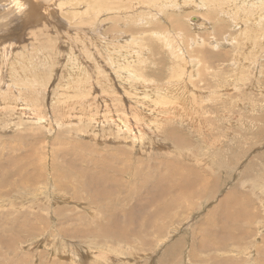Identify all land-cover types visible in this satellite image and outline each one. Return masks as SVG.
Here are the masks:
<instances>
[{"label": "rangeland", "instance_id": "1", "mask_svg": "<svg viewBox=\"0 0 264 264\" xmlns=\"http://www.w3.org/2000/svg\"><path fill=\"white\" fill-rule=\"evenodd\" d=\"M38 1L39 6L43 7L44 0ZM222 1L224 2L221 3V0H53L55 8L52 7V11L54 12L51 11L52 8L47 14L41 13L40 9L32 12L30 7L25 16L19 17L22 18L20 23V19L16 20V30L11 27L14 31H9L11 34L9 44L7 47L0 46V64L4 63L2 60L6 62L3 76L0 78V87L2 86L0 92L4 94L5 100H0V107L6 102L12 109L14 105L17 110L18 107L20 109L21 106L23 107L34 99V104L38 103L46 107L53 119V126L46 130H36L25 124L20 125L18 116H23V112H17L14 109V112L9 111V107H3L7 110L0 112V161L5 163V166L0 165V264H217L220 263L218 261H221L220 264L222 261H224L223 264H264V18L261 19L262 25L261 22L257 23L256 28L253 24V17L248 19L247 15H242L243 13L254 15L258 12L262 14L264 7L257 5L258 0H227L234 6L226 0ZM246 2L252 3L253 7L244 5L246 9H242V5ZM252 9L254 11H251ZM21 22L24 25H21ZM244 29L251 30L253 36L252 33L244 32ZM248 34L251 35L250 38ZM254 35L263 36L258 41L262 43H257V47L254 42L257 39L253 41ZM123 41L131 45L134 43L140 48L139 53L141 54H136L135 61L131 62L130 67L144 74L143 76L152 82L151 86L169 85L175 72L182 73L185 70L186 74L179 75V77L186 76L184 77L185 85L189 84L188 87L193 88L192 90L197 93L203 92L202 98L195 96L194 101L189 99L191 96H185L184 101L187 100L188 105L184 106L187 109L193 107V113L182 117L185 122H169L165 125L167 127L165 131L177 130L180 133L184 151L188 156H192L182 159L178 150L169 149L170 143L161 140L159 133L151 135L149 131V142L145 143L135 155L148 161L144 163L147 168H143V171L146 175L153 177L158 176L159 172L160 176V165H163L165 159H171L175 164H180V167L185 166V170L179 171L181 175L182 173L184 175H180L181 179L177 176H170L168 182L165 181L162 185L164 190L162 195L180 192L183 188L182 192L186 190L188 192L193 190L194 186L202 185L203 187H198L203 189L215 187L213 191L215 198L205 200L199 197V199H193L188 206H181L183 210L181 207L173 210L176 217L172 218L171 222L167 220L166 225L163 224L166 228L161 234L162 237H158L157 231L153 228L155 224L161 225L165 219L145 222L149 223L147 227L149 230L141 233L143 237L139 239L138 235L133 232L134 224L128 228L131 235L129 237L123 229L119 232L114 227L112 232L122 236L120 242L124 241L116 245L100 237L99 232L101 231H97L105 221L106 224H110L100 213V201L102 200H98V204L92 203L93 200H88L87 193L81 190L79 183L90 179L92 183L95 182L93 188L96 187L98 190L102 186L105 187L107 184L101 183V180L103 178L105 180L107 176L109 180L115 177L110 167L115 169L117 161L114 166L108 161L101 166L99 162L97 163L99 165H96L99 168L95 166L92 171L90 166L96 160L88 166L82 161L81 167L85 171L82 170L81 175L76 174L78 172L76 169L79 170V168L71 163L78 162L77 159H82L83 156L93 160L95 156L97 159L99 157L97 152L107 154L112 152V158L114 155L116 159L118 156L124 159L122 156L127 155L130 148L123 142L113 144L116 140L112 137L108 139L111 143H105V138L102 137L101 144L98 145L93 141L91 132L85 133L80 130L83 125L86 128V121L81 118L78 122L72 120L68 125L59 127L56 122L61 119L63 113L54 108H58L67 100L68 97L64 94H83L85 97L90 95L91 99L88 98L86 102L83 98L84 106L88 108L98 106L99 110H103L104 106L111 103L112 97L108 93H112V90L123 94L122 90L127 81L116 77L113 71L115 69L110 68L108 62L109 55L115 56L111 44ZM174 43L176 44L173 45ZM120 45L121 47L127 46ZM188 52L191 53L190 56ZM205 52L209 54L214 52L215 56L202 63L201 55ZM197 54H199L198 57ZM239 56L244 59H240ZM215 57L218 58L215 59ZM75 64L78 66L83 64L85 68H88L86 69L88 70L87 79L93 87V90L89 89V93L78 87L83 80L79 78L82 73L76 70ZM140 65H144L143 68ZM193 75L196 76L194 80H198L196 82L198 88L189 83L193 81ZM199 76H203L206 83H199L201 80ZM223 79H226V82L222 81ZM209 85L213 86L211 88L214 91L209 89ZM217 85L219 89L216 88ZM227 89L232 90L228 92ZM11 90L22 97L19 103H16L15 92L10 93ZM156 101V98L150 101L149 110L162 106H158ZM135 105L128 100L125 103V106L129 107ZM52 106H54L53 109ZM17 113L18 116H16ZM26 114L30 115V112L27 111ZM99 115H102V112H99ZM130 119L133 120L135 128H138L136 117H130ZM160 122L163 125L167 121ZM8 124L13 125L8 127ZM92 125L94 126V123ZM196 126H199L198 130ZM94 147L99 148L97 150L93 149ZM92 152L95 153L92 154ZM50 154H53V157ZM21 155L24 157L22 161L20 160ZM53 161H56L59 166L54 167ZM64 162L68 166L69 163L74 166L73 169L76 172L64 165ZM32 163L34 165L31 166ZM139 165L143 164L139 163ZM196 171L199 173L195 174ZM129 172L131 170L128 167L126 174ZM59 174H63L62 181L68 184L69 188L62 189V186L59 188L56 185L58 183L56 175ZM40 176L42 178L39 180ZM133 176L147 181L141 173L134 172ZM117 179L115 177V180ZM127 181L131 180L127 179ZM177 181L182 186L176 185ZM116 182L105 187L108 192L111 190V192L114 190L113 193L117 192L114 200L107 197L102 202H105L108 209L113 211V213L109 211L111 217L116 210L118 218L120 217L119 222L129 223L132 219H126V215L132 214L129 211L130 207L138 206L135 203L137 200L135 192L137 191L131 193H129L131 190L121 191L119 188L122 187L119 184L116 187ZM139 184L138 187H141ZM207 184L210 186L208 187ZM167 187L171 189V192ZM175 187L179 191H175ZM192 192L194 191L187 196L190 199L193 198ZM224 200L227 201L224 202ZM222 201L225 207H222L220 203ZM224 208L225 211H220ZM210 210H217L218 214ZM227 210L231 212V214L228 213V217L221 214ZM239 212L241 216L237 219ZM138 213L140 214L138 211L133 213V219L136 218L137 223L142 222L138 219ZM215 215L217 219H212ZM233 219L236 220L235 224L230 222ZM209 220L211 222L214 220L216 223L207 224V221L210 223ZM228 225L229 234L225 237V244L219 246L214 243L213 236L218 240L222 239L223 237H218V233ZM208 232H210V237ZM177 241L183 244L176 246V251L170 254L171 257L168 260L165 254L170 247L177 244ZM201 243H205L206 246L200 247ZM118 247L123 250L121 253L118 252ZM178 248L181 249L178 250ZM190 248L193 251L191 257L189 256ZM213 260L215 263L210 262Z\"/></svg>", "mask_w": 264, "mask_h": 264}, {"label": "bare ground", "instance_id": "2", "mask_svg": "<svg viewBox=\"0 0 264 264\" xmlns=\"http://www.w3.org/2000/svg\"><path fill=\"white\" fill-rule=\"evenodd\" d=\"M57 1V0H56ZM147 1V0H146ZM220 1V0H219ZM227 1V0H226ZM225 1V2H226ZM229 1V0H228ZM227 1V2H228ZM252 1V0H251ZM257 1V0H256ZM53 2V0H47V2L46 3H44V5H43V7L42 6H39L40 5V3H39V1L38 0H26V3H28V5H29V8H28V11L30 10V7H31V11L32 12H36L38 9H40L41 10V13L42 12H45L46 14L47 13H49L50 11V9L54 6V3H52ZM188 2V1H187ZM194 2H196V1H194ZM211 2V1H210ZM224 1H222L221 0V3H223ZM258 2L259 3H257V5L258 6H263L264 7V0H258ZM42 3V4H43ZM148 3V2H147ZM185 3V2H184ZM229 3V2H228ZM228 3H226V4H228ZM254 3H256V2H254ZM41 4V5H42ZM204 4V3H203ZM229 4H231V3H229ZM188 5V4H187ZM232 5V4H231ZM244 5H247V6H251V7H253L252 6V3H248V2H246V3H244L243 5H242V9H246L245 8V6ZM256 5V4H255ZM226 6V5H225ZM232 6H234V5H232ZM231 6V7H232ZM231 7H229V8H231ZM256 7V6H255ZM53 8H55V7H53ZM53 8L51 9V11L53 10ZM188 8V7H187ZM223 8V7H222ZM228 8V7H227ZM257 9H260L259 7H256ZM255 8V9H256ZM182 9V8H181ZM232 9H234V8H232ZM76 10V9H75ZM241 10V9H240ZM261 10V9H260ZM28 11H27V13H28ZM49 11V12H48ZM55 11H57V10H55ZM246 11V10H245ZM249 11V10H248ZM251 11H254L253 9L251 10ZM250 11V12H251ZM257 11V10H256ZM259 11V10H258ZM263 11V10H262ZM52 12H54V11H52ZM181 12V11H180ZM200 12V11H199ZM26 13V14H27ZM38 13H39V11H38ZM247 13H249V12H247ZM256 13V12H255ZM25 14V15H26ZM44 14V13H43ZM230 14V13H229ZM242 14V13H241ZM251 13H249V14H246V13H243L242 15L243 16H245V15H247L246 16V18H248V19H251V17H253V20H254V25H251V26H254V27H258V25H257V23H260L261 22V19H263L264 18V12L261 14V12H258V13H256V14H254V15H250ZM45 15V14H44ZM49 15V14H48ZM226 15V14H225ZM42 16V15H41ZM41 16H40V19H41ZM215 16H217V15H215ZM240 16V15H239ZM230 17V16H229ZM20 19V20H19ZM22 18H15L13 21H12V27H14V29L16 30V28H17V23H16V20H19V23H20V21H22L21 20ZM185 19V18H184ZM241 19V18H240ZM245 19V18H244ZM248 21H250V20H248ZM245 22H247V21H245ZM245 22H244V24H245ZM252 22V21H251ZM23 23H25V22H23ZM69 23V22H68ZM169 23V22H168ZM191 23V22H190ZM207 23V22H206ZM217 23V22H216ZM250 23V22H249ZM248 23V24H249ZM208 24V23H207ZM210 24V23H209ZM21 25H24V24H22V22H21ZM261 25H262V22H261ZM34 26V25H33ZM246 26V25H245ZM204 27V26H203ZM213 27V26H212ZM236 27V26H235ZM68 28H70V27H68ZM178 28H180V27H178ZM214 28V27H213ZM212 28V29H213ZM45 29V28H44ZM182 30H183V28H181ZM201 29V28H200ZM208 29H209V27H208ZM10 30H13V29H9L6 33H3V34H0V46H2V45H5L4 47H7V45L9 44V42H10V33H9V31ZM67 30V29H66ZM215 30V29H214ZM214 30H213V32H214ZM253 30V29H252ZM14 31V30H13ZM73 31V30H72ZM75 31V30H74ZM164 31V30H163ZM244 32H248V33H252V36H253V32L251 31V30H247V29H244L243 30ZM254 31V30H253ZM34 32V31H33ZM79 32V31H78ZM257 32V31H256ZM14 33V32H13ZM17 33V32H16ZM18 33H19V30H18ZM149 33V32H148ZM254 33H255V31H254ZM259 33V32H258ZM260 33H261V30H260ZM259 33V34H260ZM210 34V33H209ZM262 34V33H261ZM139 35V34H138ZM216 35H217V33H216ZM9 36V37H8ZM16 36H18V35H16ZM20 36V35H19ZM212 36H214V35H212ZM248 36H249V34H248ZM251 36V35H250ZM250 36H249V38H250ZM84 37V36H83ZM165 37V36H164ZM186 37V36H185ZM200 37V36H199ZM208 37V36H207ZM211 36H209V38H210ZM16 38V37H15ZM90 38V37H89ZM200 38H202V37H200ZM208 38V39H209ZM262 39L263 38V36H258V35H254V37H253V41L255 40V39H257L256 41H254L255 43H256V45H255V47H257V43H260V42H258L259 41V39ZM63 39V38H62ZM68 39V38H67ZM177 39H179V38H177ZM176 40V39H175ZM180 40V39H179ZM249 40V39H248ZM168 41V40H167ZM174 41V40H173ZM190 41V40H189ZM188 41V42H189ZM210 41V40H209ZM250 41V40H249ZM174 42H176V41H174ZM182 42V41H181ZM205 42V41H204ZM14 43V42H13ZM158 43V42H157ZM180 43V42H179ZM262 43V42H261ZM260 43V44H261ZM87 44V43H86ZM120 44H125V45H127L126 47H121V45ZM176 43H174L173 45H175ZM250 43H248V45H249ZM259 44V45H260ZM189 45V44H188ZM186 46V45H185ZM3 47V46H2ZM25 47V46H24ZM172 47H174V46H172ZM178 47V46H177ZM252 47V46H251ZM78 48V47H77ZM104 48V47H103ZM111 48H113V53L115 54V56H111V55H109V57H108V62H109V65H110V68L112 67L113 69H115V70H113L115 73H116V77H119L120 79H122V80H125V81H127V84H126V86H125V88H124V90H122L123 91V94L122 93H119V92H117V91H115V90H112V93H108L109 94V96H111L112 97V100H111V103L110 104H107L106 106H104V108H103V110H99V108H98V106H94L93 108H88V107H86V106H84V104L85 103H83V98H85V100H84V102H86V100L88 99V98H90V95L89 96H87V97H85L83 94L82 95H68V94H64L65 95V97L67 96L68 98H66L67 100H69V101H65V102H63V104L60 106L59 105V107L58 108H54L55 110L57 109V110H59V112H61V113H63V116H61V119L59 120V121H57L56 123L58 124V126L59 127H63V126H66V125H68V123H71V121L72 120H76L77 122H78V120L81 118L82 120L84 119V121H86L85 123H86V128H85V126L83 125L82 126V124H81V126L82 127H80V130H82L83 132H85V133H88V132H91V135H92V138H93V141L94 142H97L98 143V145H99V143L101 144V138L102 137H104L105 138V143H107V142H110L111 143V141L109 140L108 141V139H110L111 137L112 138H114L115 140V142L113 143V144H116L117 142L118 143H121V142H123V143H125V144H128V145H126L127 147L129 146V148H130V152L129 153H127V155L125 154L124 156H122L124 159H120L119 158V156L117 157V159L116 158H114V157H116V156H114L113 155V158L111 157V153L112 152H110V153H106V152H104V153H102V152H97L98 154V158L97 159H95V156H94V160L93 159H88V158H85L83 155V157H81L82 159H77L78 160V162H76V163H74V162H72L71 164L72 165H75V166H77L78 168H79V170H77L76 169V171H78V172H76V171H74L75 169H73L74 168V166H72V165H70V163H69V166L68 165H66V163L64 164V165H66L67 167H70V169L72 168V170L74 171V172H76V174H80L81 175V172H82V170L84 169V168H82L81 167V164L83 165V162H85V164L88 166V165H91V164H93L94 162H95V160H96V162L92 165V166H90L91 167V171H92V168H94L96 165H99V164H97V163H99L100 162V164H101V166L102 165H105V163L108 161L110 164H112L113 166L115 165V163H116V161H117V166L115 167V169L114 168H112V167H110V171L111 172H113V174H114V176L116 177V179L117 180H119V181H117V180H115V177H111V180H109L107 177L105 178V180H104V178H103V176H99L100 178L102 177L103 178V180H101V183H104V184H113L114 183V181L116 182V187L118 186L117 184H119L122 188H119V190H121V191H129V190H131L129 193H131L132 191H137V193L135 192V195H136V197H135V199H137L136 201H135V203H137L138 204V206H132V207H130V209H129V211L130 212H132V214L130 213V214H128V215H126V219H132L129 223H124V224H121L120 222H119V219H120V217L118 218V215H117V211L116 210H114L115 212H114V214H113V217H111V215H110V212L112 211H110V209H108V207H107V204H105V202H102V201H105L106 199H107V197L109 198V199H111V200H114V196H116L115 195V193H117V192H115V193H113L114 192V190H113V192H111V191H106L105 190V187L107 186H102L100 189H98L97 190V188L95 189V188H93V184L95 183H92V180H85V181H80V183L79 184H81L80 185V188H81V190H84L86 193H87V198H88V200H93L92 201V203L94 202V203H96V204H98L97 202H98V200H102V201H100V203H101V215L105 218V219H107L109 222H110V224H106L105 222L102 224V225H100L99 226V228L100 229H98L97 231H101V232H103V234L101 233V232H99V236L100 237H104L105 239H107L109 242H111L112 244H122V242H124V241H122V242H120V239L122 238V236L121 235H118V234H115V233H113L112 232V229L115 227V230L116 229H118L119 230V232L123 229L124 230V232H126L127 234H128V237L129 236H131L130 235V233H129V230H128V228L131 226V225H135V228L133 229V232L134 233H136L137 235H138V239L139 238H141V237H143V235L141 234V233H144V232H148V226H149V223H145V222H149V221H156V219H165V221H163L162 222V224L161 225H154L155 227L153 228V230L154 231H157V234L159 235L158 237H162V233L163 232H165V228L166 227H164L163 226V224L164 225H166V221L167 220H169V222H171V221H173V219L172 218H175L176 217V215H175V213H173L172 211L173 210H176L177 208H179V207H181V206H183V205H186V206H188V204L190 203V202H192V200L193 199H199V197L200 198H202V199H205L206 200V198H212V199H214L215 198V196H214V189H215V187L213 188L212 186V188H210V189H206V188H199V187H203L202 185L201 186H194V188H193V190H189L188 192H187V190L186 191H184V192H182V190L184 189H181V191L180 192H182L181 194H179L178 195V193H180V192H174L173 194H169V195H166V193L164 194V195H162V192L164 191L163 190V187H162V185H163V183L165 182V181H167L168 182V180H169V178H170V176H177V178L179 177L180 179H181V176L182 175H184L183 173H182V175L180 174V172L179 171H181V170H185V166L184 167H180L179 165L180 164H175V162H173L171 159H165L164 161H163V165H160V172H161V175L159 176V172H158V176H156V177H153L152 175H146V172H144L143 171V168H147V165L146 164H144L145 162H148V161H145L143 158H141L140 156H138V157H136L135 155H137L138 154V152H139V150H141L144 146L143 145H145V143H148L149 142V140H150V138H149V134H150V132H151V135H153V134H157V133H159L160 134V138H161V140L162 141H166V142H169L170 143V145H171V147H169V149H174L175 151H177L178 150V152H179V155L181 156V158L183 159L184 157H185V159L187 158V157H189V156H192V155H187L186 154V152L184 151V143L182 142V140H180L181 139V135H180V133L177 131V130H167V131H165V128H167L165 125H168L169 124V122L170 123H172V122H176V121H180V122H185L184 121V119L182 118V117H184V116H189V114L192 112L193 113V107H189L188 109L186 108V106H184V105H188V103L186 104V101H184L185 100V96H191V98H189V99H191L192 101H194V98H195V96H198L199 98L201 97L202 98V96H201V94L203 93V92H201V93H197L196 91H194V90H192L193 88H190V87H188V85L186 86L185 85V80H184V77H186V76H183V77H179V75L180 74H186V71L184 70L182 73H180V72H175V74L173 75V79L172 80H170V82H169V85L167 84H165L166 86H157V85H154V86H151L150 85V83H152V82H150L147 78H145L139 71H137V70H135V69H133V68H131L130 67V64H131V62L132 61H135L134 60V57L136 56V54H141V52L139 53V49L140 48H138V47H136L135 45H134V43H133V45H131V43L130 44H128V43H125L124 41L123 42H116V43H113V44H111ZM191 48V47H190ZM221 48V47H220ZM237 48V47H236ZM2 49H4V48H2ZM1 49V50H2ZM193 49V48H192ZM197 49H200V48H197ZM253 49H254V47H253ZM252 49V50H253ZM188 50V49H187ZM200 50H202V49H200ZM32 51V50H31ZM204 51H206V50H204ZM108 52V51H107ZM193 52H196V51H193ZM224 52V51H223ZM26 53V52H25ZM196 53H198V52H196ZM200 53V52H199ZM208 53V52H207ZM206 52L205 53H203V55H201L202 56V58H201V62L203 63L204 62V60H211V58L213 57V56H215L213 53V55L212 54H207ZM238 53V52H237ZM16 54V53H15ZM189 56H190V54H189V52L187 53ZM216 54V53H215ZM239 54V53H238ZM245 54V53H244ZM41 55V54H40ZM59 55V54H58ZM195 56H196V54H194ZM194 55H193V57H194ZM198 55L199 54H197V57H198ZM220 55V54H219ZM243 55V54H242ZM97 56V55H96ZM200 56V57H201ZM217 56V55H216ZM47 57V56H46ZM107 57V56H106ZM180 57V56H179ZM196 57V58H197ZM220 57V56H219ZM226 57H228V55L226 56ZM80 58V57H79ZM187 58V57H186ZM216 58H218V57H215V59ZM221 58V57H220ZM239 58H240V56H239ZM239 58H238V60H239ZM243 58V57H242ZM242 58H240V59H242ZM244 59V58H243ZM2 60V59H1ZM25 60H26V58H25ZM218 60V59H217ZM220 60V59H219ZM55 61V60H54ZM77 61V60H76ZM79 59H78V63H79ZM157 61V60H156ZM232 61V60H231ZM234 61H236V60H234ZM2 62H4L3 64H0V78L3 76V68L5 67V61L4 60H2ZM44 62V61H43ZM102 62V61H101ZM199 62V61H198ZM215 62V61H214ZM213 62V63H214ZM48 63V62H47ZM76 63V62H75ZM156 63V62H155ZM236 63H237V61H236ZM80 64H81V62H80ZM136 64V63H135ZM185 64V63H184ZM199 64V63H198ZM212 64V63H211ZM210 64V65H211ZM223 64H225L224 62H223ZM3 65V66H2ZM175 65V64H174ZM230 65V64H229ZM228 65V66H229ZM246 65V64H245ZM248 65V64H247ZM141 66V65H140ZM142 66H144V65H142ZM141 66V67H142ZM201 67H203L202 65H200ZM207 66H208V64H207ZM86 67H88V66H86ZM105 67V66H104ZM176 67V66H175ZM205 67V66H204ZM237 67V66H236ZM240 67H242L243 68V66H240ZM246 68H247V66H245ZM75 68H76V70L78 71H81V76L79 77V78H81L82 80H83V83L81 84V83H79L80 85L78 86L80 89H83V91L84 92H88L89 93V89L90 90H93V87H92V85L91 84H89L90 82H89V80L87 79V71H86V69H88V68H85L84 67V65L82 64V66H78L77 64H75ZM143 68V67H142ZM213 67H211V69H212ZM8 69H10V68H8ZM216 69V68H215ZM225 69V68H224ZM237 69V68H236ZM222 70V69H221ZM9 71V70H8ZM14 71V70H13ZM109 71V70H108ZM203 71V70H202ZM223 71V70H222ZM204 72V71H203ZM227 73H229V72H227ZM2 74V75H1ZM63 74V73H62ZM171 74H173V73H171ZM200 74L202 75V73L200 72ZM207 74V73H206ZM231 74V73H230ZM229 74V75H230ZM15 75V74H14ZM35 75V74H34ZM55 75V74H54ZM112 75V74H111ZM197 75V74H196ZM226 75H228V74H226ZM232 75V74H231ZM230 75V76H231ZM264 75V74H263ZM6 76V75H5ZM4 76V77H5ZM60 76V75H59ZM94 76V75H93ZM124 76V77H123ZM188 76H191V74H188ZM206 76V75H205ZM218 76V75H217ZM223 76V75H222ZM233 76V75H232ZM95 77V76H94ZM195 75H193L192 76V79H193V81L191 80V81H189V83L191 84V85H194V87H196V88H198L199 86H197L196 85V82L198 81L197 79V81H195L194 79H195ZM200 77V76H199ZM198 77V78H199ZM228 77V76H227ZM19 78V77H18ZM216 78V77H215ZM220 78V77H219ZM225 78V77H224ZM230 78V77H229ZM236 78V77H235ZM234 78V79H235ZM52 79H53V77H52ZM56 79V78H55ZM64 79V78H63ZM94 79H96V78H94ZM113 79V78H112ZM115 79V78H114ZM199 79H201L200 80V82L199 83H201V82H205L206 80L204 79V77L202 76V77H200ZM3 80V79H2ZM10 80V79H9ZM93 80V79H92ZM169 80V79H168ZM12 81V80H11ZM102 81V80H101ZM117 81V79L115 80V82ZM221 81V80H220ZM222 81H225L226 82V79H223ZM230 81H231V79H230ZM3 82V81H2ZM6 82V81H5ZM4 82V83H5ZM8 82V81H7ZM13 82V81H12ZM217 82V81H216ZM219 82V81H218ZM234 82V81H233ZM15 83V82H14ZM25 83V82H24ZM120 83V82H119ZM118 83V84H119ZM206 83V82H205ZM222 83V82H221ZM231 83V82H230ZM3 84V83H2ZM9 84V83H8ZM84 84V85H83ZM209 84V83H208ZM215 84V83H214ZM218 84H220V83H218ZM245 84H246V82H245ZM258 84V83H257ZM10 85V84H9ZM26 85V84H25ZM37 85V84H36ZM94 85V84H93ZM108 85V84H107ZM112 85V84H111ZM205 85V84H204ZM260 85V84H259ZM4 86V85H3ZM72 86H74V85H72ZM114 86V85H113ZM210 86V90L212 89L211 88V86L212 85H209ZM222 86V85H221ZM239 85H237V87H238ZM245 86V85H244ZM2 87V86H1ZM0 87V88H1ZM12 87H15V86H12ZM19 87V86H18ZM26 87V86H25ZM74 87H76V86H74ZM213 87V86H212ZM249 87H251V86H249ZM258 87V86H257ZM29 88V87H28ZM96 87H94V89H95ZM115 88V87H114ZM216 88H218V85L216 86ZM254 88H255V86H254ZM261 88H262V85H261ZM17 89V88H16ZM38 89V88H37ZM205 89V88H204ZM215 89V88H214ZM219 89V88H218ZM220 89H222V88H220ZM225 89V88H224ZM33 90V89H32ZM223 90V89H222ZM228 90V89H227ZM230 90V89H229ZM229 90H228V92H229ZM232 90V89H231ZM231 90H230V92H231ZM255 90V89H254ZM14 91V90H13ZM13 91L11 90V92L10 93H13ZM20 91V90H19ZM200 91V90H199ZM211 91H214L213 89L211 90ZM225 92H226V90H224ZM259 91V90H258ZM15 92V91H14ZM25 92V91H24ZM27 92V91H26ZM6 93V92H5ZM210 93V92H209ZM224 93V92H223ZM227 93V92H226ZM225 93V94H226ZM8 94V93H7ZM21 94V93H20ZM100 94V93H99ZM228 94V93H227ZM14 95H15V100H16V103H19V101H20V98H22V97H20V95H19V93L18 94H16V92L14 93ZM6 96V95H5ZM92 96V95H91ZM100 96V95H99ZM219 96V95H218ZM217 96V97H218ZM61 97V96H60ZM93 97V96H92ZM223 97V96H222ZM225 97V96H224ZM264 97V96H263ZM123 98H126V100H123ZM153 98H156V102H157V104H158V106H160V105H162V106H160V107H157L155 110H149L148 109V104L150 103V101L153 99ZM212 98V97H211ZM227 98V97H226ZM231 98V97H230ZM10 99V98H9ZM63 99H64V97H63ZM91 99V98H90ZM99 99V98H98ZM188 99V98H187ZM197 99V98H196ZM213 99V98H212ZM221 99V98H220ZM225 99V98H224ZM0 100L1 101H4L5 99H4V94L3 93H1L0 92ZM130 101L132 104H136L135 106H133V107H129V106H125V103H126V101ZM203 100V99H202ZM226 100V99H225ZM228 100V99H227ZM226 100V101H227ZM27 101V100H26ZM63 101V100H62ZM62 101H59V102H62ZM97 101V100H96ZM214 101V100H213ZM212 101V102H213ZM222 101V103H223V100H221ZM230 101V100H229ZM99 102V101H98ZM97 102V103H98ZM205 102H206V96H205V98H204V100H203V106H204V104H205ZM247 102V101H246ZM23 103V102H22ZM194 103V102H193ZM217 103V102H216ZM215 103V104H216ZM222 103H221V106L222 107H224L223 105H222ZM226 103V102H225ZM26 104V103H25ZM197 104V103H196ZM207 104V103H206ZM37 105V106H36ZM127 105V104H126ZM164 105V106H163ZM213 105H214V103H213ZM243 105H244V102H243ZM249 105V104H248ZM262 105V104H261ZM0 106H1V104H0ZM13 106V109L14 110H16L15 108H14V105H12ZM132 106V105H131ZM200 108H204L203 106H200V105H198ZM216 106V105H215ZM3 107H9V111H13V109H12V107L9 105V103H6V102H4L3 103V105H2V107H0V112H2V111H5V110H7V109H4ZM53 107L54 106H52L51 108L53 109ZM214 107V106H213ZM226 107V106H225ZM228 107V106H227ZM197 108V107H196ZM212 108V107H211ZM210 108V109H211ZM141 109V110H140ZM194 109H195V106H194ZM198 110V109H197ZM226 110H227V108H226ZM17 112H23V116H18V113H17V115L16 116H18L19 117V121H20V125H27L28 127H33V128H36V130L38 129H40V130H46L47 128H49L50 129V127H52L53 126V119H52V117L50 116V114L47 112V109H46V107H44V105H43V107H42V105H40V104H38V103H36V104H34V99H32V101L30 102V103H27L26 105H23V107L21 106L20 107V109H19V107H18V109L16 110ZM27 111H29L30 112V115L29 114H26L27 113ZM33 111V113L31 114V112ZM208 111V110H207ZM206 111V112H207ZM14 112V111H13ZM99 112H102V115H99ZM195 112V111H194ZM225 112V111H224ZM193 115V114H192ZM12 116H14L13 115V113H12ZM197 116V115H196ZM227 117H228V115H226ZM25 117V118H24ZM65 119H64V118ZM130 117H136V121H137V126H138V128L136 127L135 128V126L133 125L134 124V122H133V120H131L130 119ZM198 117V116H197ZM14 118V117H13ZM87 118H90V119H87ZM200 118H202V117H200ZM14 120V119H13ZM15 121V120H14ZM160 121H167V122H164V124L163 125H161V122ZM198 121H199V118H198ZM207 121H208V119H207ZM228 121H230L229 119H228ZM17 122V121H16ZM75 122V121H74ZM82 123H83V121H81ZM204 122H206V120L204 121ZM217 122V121H216ZM92 123H94V126L92 125ZM197 123V122H196ZM199 123V122H198ZM202 123V122H201ZM200 123V124H201ZM209 123V122H208ZM215 123V122H214ZM223 123V122H222ZM182 124V123H181ZM229 124V123H228ZM11 125H13V124H8V127H11ZM136 125V124H135ZM174 125V124H173ZM176 125V124H175ZM98 126V127H97ZM141 126H145L146 128H143V127H141ZM164 126V127H163ZM210 126V125H209ZM208 126V127H209ZM96 127L98 128L97 130H96ZM187 127H188V125H187ZM198 127L199 126H196V129L198 130ZM184 128V127H183ZM190 129H191V126H190ZM186 130H188V129H186ZM150 131V132H149ZM199 131H201V132H203V130H199ZM147 132H148V134H147ZM206 133V132H205ZM36 134V133H35ZM47 134V133H46ZM43 135V134H42ZM150 135V136H151ZM130 141V142H129ZM94 145V144H93ZM95 145H96V143H95ZM20 146V145H19ZM79 146V145H78ZM211 146V145H210ZM10 148H11V146H10ZM90 148V147H89ZM96 147H94L93 149H95ZM98 148L99 147H97L96 149L98 150ZM70 153H71V151H69ZM35 153V152H34ZM53 153V152H52ZM95 152H92V154H94ZM114 153V152H113ZM147 153V152H146ZM33 154V153H32ZM36 154V153H35ZM239 154V153H238ZM13 155V154H12ZM51 155V154H50ZM53 155V154H52ZM51 155V156H52ZM63 155V154H62ZM19 156V155H18ZM27 156V155H26ZM32 156H34V154L32 155ZM54 156H55V154H54ZM72 156V155H71ZM121 156V155H120ZM178 156V155H177ZM29 157V156H28ZM53 157V156H52ZM57 157H59V156H57ZM60 157H62V156H60ZM64 157V156H63ZM77 157V156H76ZM71 158V157H70ZM191 158V157H190ZM189 158V159H190ZM193 158H194V156H193ZM248 158V157H247ZM30 159V158H29ZM45 159V158H44ZM75 159V158H74ZM116 159V160H115ZM20 160L22 161V160H24V157H23V155H21L20 156ZM53 160V159H52ZM63 160V159H62ZM65 160V159H64ZM71 160H72V158H71ZM197 160V159H196ZM195 160V161H196ZM204 160V159H203ZM83 161V162H82ZM180 161V160H179ZM18 162V161H17ZM25 162V161H24ZM54 163H55V165H53L54 167L56 166V167H58L59 165H57V163H56V161H53ZM52 162V163H53ZM71 162V161H70ZM112 162V163H111ZM139 163L140 164H143V165H139ZM194 163V162H193ZM201 163V162H200ZM63 164V163H62ZM192 164V163H191ZM0 165L1 166H5V163H3L2 161H0ZM32 165H34L33 163L31 164V166ZM8 166V165H7ZM30 166V165H29ZM45 166V165H44ZM65 166V167H66ZM86 166V167H87ZM40 167V166H39ZM128 167L130 168V170H131V172H129L128 174H126V172H127V170H128ZM200 167V166H199ZM60 168L61 169H63L62 168V165H60ZM96 168H99V167H97L96 166ZM184 168V169H183ZM195 168V167H194ZM67 169V168H66ZM100 169H102L101 167H100ZM189 169H192V168H189ZM189 169H187V170H189ZM196 169V168H195ZM19 170V169H18ZM96 170V169H95ZM163 172H162V171ZM13 171V170H12ZM20 171V170H19ZM25 171V170H24ZM61 171V170H60ZM83 171H85V170H83ZM94 171V170H93ZM190 171V170H189ZM189 171H188V173H189ZM15 172V171H14ZM43 172V171H42ZM90 172V171H89ZM134 172H138V173H141V175L142 176H145L146 177V180L147 181H142V179L140 178V177H136V176H133L134 175ZM186 172V171H185ZM184 172V173H185ZM192 172H194L193 170H192ZM191 172V173H192ZM54 173V172H53ZM84 173V172H83ZM91 173V172H90ZM99 173V172H98ZM101 173V172H100ZM198 174L199 172H195V174ZM54 174H58V173H54ZM64 174V173H63ZM63 174H59V175H56L57 176V179L58 180H56L58 183H56V185L60 188V186H62V189H66V188H69V186L67 187V185L68 184H65V183H63V181H62V178H61V176L63 175ZM71 174V173H70ZM102 174V173H101ZM169 174V175H168ZM194 174V175H195ZM181 175V176H180ZM202 175V174H201ZM84 176V175H83ZM109 176H110V174H109ZM189 176H192V175H190L189 174ZM85 177H87V176H85ZM89 177V176H88ZM91 178H92V176H90ZM186 177H188V176H186ZM194 177V176H193ZM38 178V177H37ZM42 177L40 176L38 179L40 180ZM80 178H81V176H80ZM172 178V177H171ZM185 178V177H184ZM183 178V179H184ZM195 178V177H194ZM199 178V177H198ZM200 178H202V177H200ZM204 178H206V177H204ZM49 179V178H48ZM95 179V178H94ZM94 179H93V181H94ZM127 179H129V180H131L130 182H128L127 181ZM174 179V178H173ZM186 179V178H185ZM29 180V179H28ZM31 180V179H30ZM46 180V179H45ZM201 180H203V178L201 179ZM205 180H207V179H205ZM49 181V180H48ZM56 181H54V182H56ZM97 181V180H96ZM99 182V181H98ZM178 183H175L176 185L178 184V185H180V182L179 181H177ZM181 182H185V181H181ZM97 183V182H96ZM125 183H128V184H131L130 186H127ZM140 183V184H139ZM203 183V182H202ZM201 183V184H202ZM22 184V183H21ZM138 184L139 185H141V187H138ZM199 184V183H198ZM204 184H206L205 182H204ZM165 185V184H164ZM196 185V184H195ZM208 185V187L210 186L209 184H207ZM259 185V184H258ZM22 186V185H21ZM171 186H172V184H171ZM180 186H182V185H180ZM205 187V186H204ZM123 188H126V190H123ZM141 188V189H140ZM149 188V189H148ZM168 188V187H167ZM39 189H40V187H39ZM93 189V190H92ZM147 189V190H146ZM165 189V188H164ZM173 189H174V187H173ZM172 189V190H173ZM175 191H179V189L178 188H176L175 187ZM178 189V190H177ZM199 189H203V190H199ZM170 190V192H171V189H169L168 188V191ZM191 191H194V192H192V194H193V198L192 199H190L189 197H187V196H189V195H191ZM36 192V191H35ZM34 192V193H35ZM173 192V191H172ZM209 193V194H208ZM232 194V193H231ZM127 195V194H126ZM162 195V196H161ZM228 198V197H227ZM209 199V200H210ZM211 199V200H212ZM87 200V199H86ZM201 201V200H200ZM227 201V200H226ZM225 200H224V202H226ZM154 202V203H153ZM204 202V201H203ZM223 202V201H222ZM222 202H220L221 204H222V207H225L224 205V202L222 203ZM134 203V204H135ZM95 204V205H96ZM124 204V203H123ZM179 204V205H178ZM224 204V205H223ZM136 205V204H135ZM99 206V205H98ZM213 206V205H212ZM212 206H211V208H212ZM228 206V205H227ZM114 207V206H113ZM221 207V208H222ZM182 208V210H183V207H181ZM215 208V207H214ZM217 208H219V207H217ZM227 208V207H226ZM95 209V208H94ZM150 209V210H149ZM181 210V209H180ZM225 211V208H224V210L223 209H220V211ZM229 210V209H228ZM227 210V211H228ZM97 211V210H96ZM110 211V212H109ZM136 211H138V212H140V214H139V218L138 219H140V220H142V222H139V223H137V220H136V218H135V220H136V222H134L135 220L133 219V213H135ZM144 211V213H142ZM210 211H212V210H210ZM224 212V213H222L221 212V214H223L224 216H226V217H228V213H230L231 214V212ZM214 214H215V212L218 214V211L217 210H215V211H212ZM111 213H113V211L111 212ZM122 213H123V211H122ZM125 213V212H124ZM141 213L143 214L142 215V217H140V215H141ZM177 213V212H176ZM184 213V212H183ZM212 213V214H213ZM235 213V212H234ZM178 214V213H177ZM211 214V215H212ZM97 215H98V213H97ZM180 215V214H179ZM99 216V215H98ZM97 216V217H98ZM122 216V215H121ZM240 216H241V213L239 212L238 213V215L236 216V218L237 219H240ZM244 216V215H243ZM242 216V217H243ZM48 217V216H47ZM101 217V216H100ZM123 217V216H122ZM178 217V216H177ZM209 217H210V215H209ZM212 217V216H211ZM214 218H212V219H217V217H216V215L215 216H213ZM38 218V217H37ZM74 219V218H73ZM209 219V218H208ZM41 221V220H40ZM121 221V220H120ZM210 221V223L207 221V224H211V223H213L214 222V220L211 222V220H209ZM38 222V221H37ZM206 222V221H205ZM230 222L232 223V224H235L236 223V220L235 219H233V220H230ZM29 223V222H28ZM39 223V222H38ZM145 223V227L143 226V224ZM161 223V222H160ZM178 223H180L181 224V222H178ZM214 223H216V222H214ZM241 224V223H240ZM170 225V224H169ZM168 225V226H169ZM29 226H30V224H29ZM31 227V226H30ZM21 228V227H20ZM36 228V227H35ZM235 228V227H234ZM153 230H151V231H153ZM172 231L174 230V229H171ZM36 231V230H35ZM76 231V230H75ZM171 231V232H172ZM229 225L225 228H222V231L221 232H219L218 233V237L219 238H222V239H217L215 236H213V239H214V243H216V244H218L219 246L221 245V244H225V237H227V235L229 234ZM69 232H71V231H69ZM118 232V233H119ZM73 233H74V231H73ZM209 233V237H210V232H208ZM207 233V234H208ZM234 232H232V234H233ZM192 234V233H191ZM134 235V234H133ZM165 237V236H164ZM192 238V237H191ZM238 238H240V237H238ZM2 239V238H1ZM137 238H136V240H138ZM244 239V238H243ZM165 240V239H164ZM192 240V239H191ZM196 240V239H195ZM209 240H211L210 238H209ZM4 241V240H3ZM114 241H118V242H114ZM163 241V240H162ZM168 241V240H167ZM179 241H180V239H179ZM200 241H202V240H200ZM5 242V241H4ZM7 242V241H6ZM126 242V241H125ZM144 242V241H143ZM197 242V241H196ZM196 242H195V244H196ZM198 242H199V240H198ZM197 242V243H198ZM203 242V241H202ZM205 242V241H204ZM208 241H206V243H207ZM188 243V242H187ZM194 243V242H193ZM7 244H10V242L8 243L7 242ZM131 244V243H130ZM178 244H180V243H178V241H177V244H175V245H173V247H170V249H168L167 250V252H166V254H165V256L168 258V260H169V258L171 257L170 256V254H173V252H174V250L176 249V246L178 247L179 245ZM183 244V243H182ZM182 244H180V245H182ZM189 244V243H188ZM205 244V243H204ZM203 243H201V244H199V246L200 247H205L206 245H204ZM190 245V244H189ZM233 245H236V244H234L233 243ZM238 245V244H237ZM129 246V245H128ZM132 246H133V244H132ZM207 246H209V244L207 245ZM39 247V246H38ZM182 248V247H181ZM180 248V249H181ZM116 249V248H115ZM127 249V248H126ZM179 248H178V250H180ZM191 249V248H190ZM237 249V248H236ZM117 250V249H116ZM115 250V251H116ZM113 250H111V252H112ZM123 250L121 249V248H119L118 247V252L119 253H121ZM128 251V250H127ZM176 251V250H175ZM183 251V250H182ZM186 251V250H185ZM234 251H235V249H234ZM239 251V250H238ZM192 249L190 250V253H189V256L191 257L192 256ZM237 252V251H236ZM114 253H116V252H114ZM110 255V254H109ZM112 255V254H111ZM120 255V254H119ZM122 255V254H121ZM96 257H97V255H95ZM67 257V256H66ZM200 258V257H199ZM61 259V258H60ZM107 259V258H106ZM212 260V259H211ZM218 260V259H217ZM224 260V259H223ZM162 261H164V260H162ZM202 261H204L203 259H202ZM201 262V261H200ZM205 262V261H204ZM210 262H214L215 263V260H213V261H210ZM218 262H220L221 263V261H218ZM223 262L224 261H222V264H223ZM228 262V261H227ZM220 263H217V264H220ZM2 264V263H1ZM226 264V263H225Z\"/></svg>", "mask_w": 264, "mask_h": 264}, {"label": "clouds", "instance_id": "3", "mask_svg": "<svg viewBox=\"0 0 264 264\" xmlns=\"http://www.w3.org/2000/svg\"><path fill=\"white\" fill-rule=\"evenodd\" d=\"M28 8L26 0H0V34L6 33L13 26L15 18L25 16Z\"/></svg>", "mask_w": 264, "mask_h": 264}]
</instances>
